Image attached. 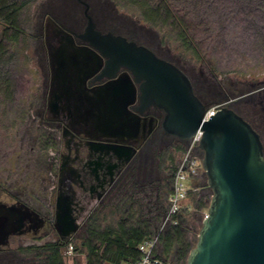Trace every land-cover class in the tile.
<instances>
[{
  "label": "rangeland",
  "instance_id": "374dc122",
  "mask_svg": "<svg viewBox=\"0 0 264 264\" xmlns=\"http://www.w3.org/2000/svg\"><path fill=\"white\" fill-rule=\"evenodd\" d=\"M14 1L21 6L17 16L21 33L16 44L8 39L13 32L9 30L3 37L4 27L0 25L2 72L6 74L2 81L7 80L5 85L0 83V201L18 200L39 212L48 222L39 234L41 242H53L57 233L52 225L57 195L53 154L60 132L52 124L50 107L44 106L46 98L42 90L50 72L46 52H51L56 39L50 16L68 17L73 7L71 0ZM89 1L139 31L158 55L178 66L193 83L203 85L205 99L200 100L204 105H214L218 94L235 98L264 84V0H168L174 5L176 16L188 27L190 47L176 39L179 27L164 17L162 11L155 24L144 19V10L158 8L161 0ZM64 52L55 51L52 57L55 60H51L55 67L58 60H65ZM177 143L170 146L165 158L155 163L152 184L144 183L143 189L136 190L142 192L136 199L140 200L138 205L142 206L145 218L155 196L163 195L161 186L167 182L171 168L179 163L181 153L176 151ZM205 182L204 176L187 201L192 207L189 215L196 220L198 214L204 218L207 213V209L196 210ZM210 195H204L208 205ZM115 199L89 204L87 214L77 219V230L67 238L78 251L71 258L66 257V264H85L80 244L88 216L99 218L102 225L116 223L119 217L106 208L116 204ZM188 224L189 239L194 246L200 227L189 221Z\"/></svg>",
  "mask_w": 264,
  "mask_h": 264
},
{
  "label": "flooded vegetation",
  "instance_id": "af4514ba",
  "mask_svg": "<svg viewBox=\"0 0 264 264\" xmlns=\"http://www.w3.org/2000/svg\"><path fill=\"white\" fill-rule=\"evenodd\" d=\"M71 4L70 16H50L56 39L51 52H46L50 72L42 90L44 106L50 107L52 124L60 132L53 154L57 172L53 228L59 199L68 200L69 216L76 223L87 214L89 204L111 202L127 172L141 173L143 183L151 185L155 163L176 142L162 129L163 111L143 105V80L136 81L124 66L114 70L108 58L84 41L86 7L95 31L102 36L122 39L172 62L158 55L139 31L100 5L89 0H71ZM57 50H65V60L56 62L58 68L51 61ZM191 84L197 98L204 100L203 85ZM225 95V105L249 95L229 108L257 133L264 154V84L235 98ZM206 191L210 192L202 185L200 195ZM47 224L39 212L21 201H0V264H41L42 248L50 242H41L39 234ZM63 239L56 233L53 242Z\"/></svg>",
  "mask_w": 264,
  "mask_h": 264
},
{
  "label": "water",
  "instance_id": "95a60500",
  "mask_svg": "<svg viewBox=\"0 0 264 264\" xmlns=\"http://www.w3.org/2000/svg\"><path fill=\"white\" fill-rule=\"evenodd\" d=\"M87 11L84 41L108 58L114 70L124 66L136 81L143 80L142 103L163 111V131L184 148L202 131L190 157L200 160L203 187L210 190L205 195H211L204 218L187 217L200 229L186 264H264L263 148L252 127L229 108L249 95L229 100L202 122L207 107L183 71L145 48L102 36ZM54 227L61 238L77 230L67 199L58 201Z\"/></svg>",
  "mask_w": 264,
  "mask_h": 264
},
{
  "label": "trees",
  "instance_id": "16d2710c",
  "mask_svg": "<svg viewBox=\"0 0 264 264\" xmlns=\"http://www.w3.org/2000/svg\"><path fill=\"white\" fill-rule=\"evenodd\" d=\"M169 3L172 2L161 0L158 8H147L142 15L146 21L155 24L160 20L162 11L164 17L172 19L179 27L176 39L186 47H190L192 38L189 35L188 27L181 18L176 16L174 5ZM20 10L21 6H18L16 1L0 0V25L4 27L2 35L6 37V33L11 30L13 33L8 39L12 44H16L18 35L21 33L17 28V16ZM3 54L0 42V83L5 85L4 82L6 83L7 80L2 81L6 76L2 72L4 68ZM225 96V94H221L215 103H223ZM176 151L182 153L183 146L177 143ZM177 166L178 163L171 168L167 182L161 186L163 195L155 196V201L148 209L147 215L149 216L146 215V218L143 215L142 206L138 205L140 200L136 199L142 193L136 191L137 188L143 189L145 186L141 178L142 174L137 172L125 174L116 192V204L106 207L111 208V213H115L119 217L116 223L102 225L99 218H94V215L87 217L80 244L81 249L84 250L80 253L85 255V264H134L139 259L138 246L153 235L164 216ZM164 200H166V204L163 203ZM196 204L197 211L207 209V198L200 196ZM188 208H192L191 205L187 204V209L180 216L179 225L168 228L160 239L162 257L171 259L177 264H186L188 253L194 247L193 242L189 239L187 217L190 212ZM68 243H70L69 238L46 243L40 254L41 264H66L67 258L62 254V250ZM74 248L77 252L78 249L75 246Z\"/></svg>",
  "mask_w": 264,
  "mask_h": 264
},
{
  "label": "built area",
  "instance_id": "2783aa9c",
  "mask_svg": "<svg viewBox=\"0 0 264 264\" xmlns=\"http://www.w3.org/2000/svg\"><path fill=\"white\" fill-rule=\"evenodd\" d=\"M222 105L225 104L215 103L210 107L208 106L202 122H207L210 116H214L216 112L220 111L221 108L217 107ZM201 133L202 131L198 129L191 138L189 147H183L164 216L153 235L138 246L140 257L134 264H177L171 259H164L162 257L160 239L168 228L179 225L180 216L178 214H182L187 209V201L189 200L190 194L198 190L199 180L204 177V174H201L200 160L190 157ZM188 210L190 211L191 208H188ZM74 254V245L68 243L64 248L63 255L71 258Z\"/></svg>",
  "mask_w": 264,
  "mask_h": 264
}]
</instances>
